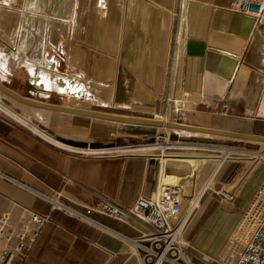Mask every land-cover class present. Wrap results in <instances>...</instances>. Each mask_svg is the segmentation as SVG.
<instances>
[{
    "label": "crops",
    "instance_id": "0c3cea01",
    "mask_svg": "<svg viewBox=\"0 0 264 264\" xmlns=\"http://www.w3.org/2000/svg\"><path fill=\"white\" fill-rule=\"evenodd\" d=\"M231 1L185 0L181 9L177 0H22L23 11L42 13L38 17L44 23L38 27L44 31L40 46L23 49L21 59L50 57L52 69L73 83L78 79L80 89L78 95L70 93L75 98L56 90L40 96L22 65L30 82L28 95L83 109L159 118L167 91L176 97L186 92L182 122L264 135V18L256 23L230 11ZM43 13L55 16L49 34L47 20L52 16ZM14 69L7 79L0 77L7 86L20 74ZM23 85L9 87L19 93ZM12 100L31 124L70 146L139 142L153 137L158 128ZM224 102L226 113H221ZM148 155L78 154L0 110V215L20 203L52 217L25 264H143L130 243L115 233L136 237L149 231L145 222L90 213L110 232L52 209L43 196L59 193L62 201L82 210L80 204L95 205L102 197L128 208L139 196L167 184L181 188L183 197L192 201L205 190L184 230L192 263L231 264L227 249L247 228L244 215L264 180V161L238 156L212 166L205 155ZM196 180L201 190L193 196Z\"/></svg>",
    "mask_w": 264,
    "mask_h": 264
},
{
    "label": "built area",
    "instance_id": "2783aa9c",
    "mask_svg": "<svg viewBox=\"0 0 264 264\" xmlns=\"http://www.w3.org/2000/svg\"><path fill=\"white\" fill-rule=\"evenodd\" d=\"M180 4L181 0H177V6L180 7ZM227 8L232 12L252 17L256 23L264 18V0H232ZM186 94L184 92L183 96ZM183 96L176 97L167 91L163 95L164 110L160 117L182 122ZM226 106L227 103L224 102L220 109L221 113H226L224 110ZM40 134L50 139L45 132ZM145 144L154 143L101 147L89 145L77 147L64 143L58 145L78 154L108 156L138 153L141 151L137 146ZM239 152L237 149H232L226 156L218 159V162L222 158V163L228 158L233 159L236 156L232 154ZM195 189L194 186L193 196L201 190L196 192ZM43 198L50 203L52 209L62 210L110 232L113 231L93 218L90 213H101L127 223H130L131 219L145 222L149 226V231L136 237H126L122 233L114 232L130 243L132 249L140 255L143 264H194L187 254L188 243L184 237V230L199 200L196 206H192V200L183 197L179 187L170 184L159 186L158 190L139 196L128 208L105 197H102L95 205L80 204L84 210L62 201L59 193L56 197L45 195ZM184 201L187 203L185 207H183ZM243 220L245 225L250 227V235L231 264H264V180L257 188ZM51 221L50 213H41L27 205L13 203L7 207L0 215V264H25L42 228ZM235 244L231 246L235 247ZM233 257L232 254L229 258Z\"/></svg>",
    "mask_w": 264,
    "mask_h": 264
},
{
    "label": "rangeland",
    "instance_id": "374dc122",
    "mask_svg": "<svg viewBox=\"0 0 264 264\" xmlns=\"http://www.w3.org/2000/svg\"><path fill=\"white\" fill-rule=\"evenodd\" d=\"M7 1L8 3H5L4 0H0V47L4 48L6 52H11L12 47L21 46L22 47V50L20 51V54H21L23 49L24 51L28 52L30 51V49L40 46V40L42 38L44 27H38V26L44 23V19L42 18L40 19L38 17V14L41 15L42 13L36 14V13H27L23 11L22 0H7ZM184 3H185V0H181V4H180L181 9ZM10 7H12V10L8 11V8ZM43 14H48V13H43ZM48 15L52 16L51 19L48 17V20H47L48 26H49V30H48V34H49V32L51 31L50 29L52 28V25L55 23L54 22L55 16L51 14H48ZM39 20H41V23L39 22ZM20 54L16 55L15 57L21 58ZM45 54L46 55L50 54V49L48 48L47 44L45 47ZM46 57L50 58L48 56ZM47 58L43 59V57H41V59H39L36 56H34L31 60L46 62V60H49ZM49 62L51 63L50 60ZM14 68L18 69L20 74L15 76L16 78H13L14 79L13 82H11V84L9 83L8 85L14 86L16 84L18 85L20 82L23 83L24 85L23 87H21L23 89L21 92H19V94L23 96H29L28 95L29 94L28 89H30L29 83L32 81L30 80L29 82L28 77L25 75L26 67L18 63H14ZM0 97L3 100V102L10 107V108L7 107L2 102L4 106L8 110H10V112L14 113L15 115H18L21 119L30 123L26 118L23 117V115H21L20 110L16 109V107L13 106L17 103L15 102V100H12V98L8 97L2 92L0 93ZM3 97H7V99H11V102L4 99ZM31 125L36 127L33 124ZM163 129L164 128H161V127L156 128V131L153 137L147 140L139 141V142L133 141V142H127V143H110V144H101V145H95V146L89 145V146L90 147H101V146H111V145L153 142V143H159V144H147V145H157V147H159V146L165 145L166 142H181L187 145H207L213 148L212 149H206V148L186 149V148H177V147H165V148L159 147L157 149L148 151L147 153L151 156H162L164 154H181V153H186V154L192 153L196 155H205L209 157L208 163H212V166H216L218 163V159L224 156L223 152L216 148L226 147V148L237 149L238 151H240L239 153L232 154L236 157L244 156V157L252 158L256 161H260V160L264 161L263 160L264 143L249 142V141L237 140V139L226 138V137H214V136H206V135L203 136L199 134H189V132L177 131V130L168 129V128H165V130ZM143 150H149V148L148 149L145 148ZM195 188H196L195 189L196 192H198L199 189H201L200 186L197 185V180H196ZM249 235H250V227L248 226L247 228L243 229L241 234L237 237V242L235 244L236 245L235 247L231 246L234 243L231 240V244L228 246V249H227L228 258L232 254L234 255L233 259L238 255L243 245L247 242Z\"/></svg>",
    "mask_w": 264,
    "mask_h": 264
},
{
    "label": "bare ground",
    "instance_id": "6f19581e",
    "mask_svg": "<svg viewBox=\"0 0 264 264\" xmlns=\"http://www.w3.org/2000/svg\"><path fill=\"white\" fill-rule=\"evenodd\" d=\"M21 50H22L21 46H15V47H12L11 52H6L4 50V48L0 47V77L2 79H7L12 74V66L14 65V63H18L20 65H25L29 69L30 73L32 74V78H31V81L33 83L32 89L34 90L35 93L39 94L40 96L44 95L45 93H49L52 90H56L59 93L68 94V95H70V93H72V92L75 95L79 94L78 92L80 91V89L78 87V85H79L78 79L74 78L75 82L73 83V81L67 75L53 70L51 65H50L51 63L49 62V60H46V62L45 61L40 62V61H34V60H22L19 57H15L16 55L20 54ZM51 61L53 62V60H51ZM0 82H3V81L0 79ZM75 88H76V90H75ZM0 93H1V91H0ZM70 96H72V95H70ZM0 110L3 111L4 113L8 114L9 116L13 117L14 119L22 122L23 124L31 127L32 129H34L40 133H43V131L40 130L39 128L32 126L30 123L21 119L18 115H15L14 113L10 112V110H8L4 106L1 99H0ZM156 119L161 120L163 122L172 121L171 119H162L161 117L156 118ZM159 127L164 128L163 130H165V128H168V129H173V130H177V131H185V132H191V133H197V134H204L207 136L219 137L216 135H210V134L195 132V131L186 130V129L175 128V127H169V126H159ZM46 136L48 138H50L51 140H53L54 142H56L58 144H62V142H60L57 139H54L53 137L49 136L48 134ZM154 144H159V143H154ZM159 147H162V148L177 147V148H186V149H193V148L194 149H197V148L212 149L213 148V147L207 146V145H187V144H183L181 142H166L165 145L159 146ZM159 147H157V145H147V144L137 146V148L140 149L139 151H141V152H148V151L157 149ZM145 148L146 149L149 148V150H143ZM216 149L222 151L224 156H226L229 152L232 151V148H226V147H217ZM91 151H96V150H91ZM224 156H222V157H224ZM222 161H223V158L221 160H219V162H222ZM198 200H199V198L194 199L192 201V206H196L198 204Z\"/></svg>",
    "mask_w": 264,
    "mask_h": 264
},
{
    "label": "water",
    "instance_id": "95a60500",
    "mask_svg": "<svg viewBox=\"0 0 264 264\" xmlns=\"http://www.w3.org/2000/svg\"><path fill=\"white\" fill-rule=\"evenodd\" d=\"M0 91L22 103L33 105L36 107H41L44 109L70 112V113L79 114V115H86V116L93 117V118L106 119V120H111V121H116V122H121V123H128V124L150 125V126H156V127L169 126V127L186 129V130H191V131L210 134V135H216L219 137H226V138L244 140V141H249V142L264 143V135H261V134L233 131V130H227V129H221V128H214V127L199 126V125H193V124H189L185 122H173V121L163 122L156 118L133 117V116H127V115H121V114H115V113H109V112L83 109L79 107H73L70 105L51 103L48 101L35 99L29 96H23L17 93L16 91H14L12 88L7 86L3 82H0Z\"/></svg>",
    "mask_w": 264,
    "mask_h": 264
}]
</instances>
